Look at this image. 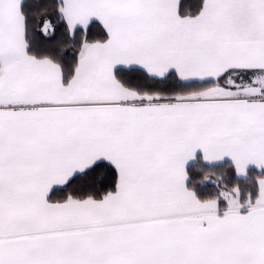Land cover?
I'll return each instance as SVG.
<instances>
[{"label":"snow or ice","instance_id":"1","mask_svg":"<svg viewBox=\"0 0 264 264\" xmlns=\"http://www.w3.org/2000/svg\"><path fill=\"white\" fill-rule=\"evenodd\" d=\"M0 264H264V0H0Z\"/></svg>","mask_w":264,"mask_h":264},{"label":"trees","instance_id":"2","mask_svg":"<svg viewBox=\"0 0 264 264\" xmlns=\"http://www.w3.org/2000/svg\"><path fill=\"white\" fill-rule=\"evenodd\" d=\"M53 23L56 24L57 28L56 39H60L61 34L63 33V27L56 22L55 18H53Z\"/></svg>","mask_w":264,"mask_h":264}]
</instances>
